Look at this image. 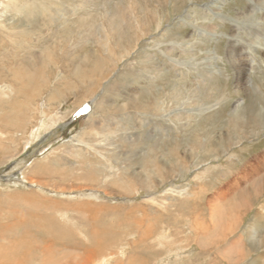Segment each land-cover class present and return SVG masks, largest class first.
Returning <instances> with one entry per match:
<instances>
[{
	"label": "rangeland",
	"instance_id": "obj_1",
	"mask_svg": "<svg viewBox=\"0 0 264 264\" xmlns=\"http://www.w3.org/2000/svg\"><path fill=\"white\" fill-rule=\"evenodd\" d=\"M263 152L264 0H0V264H264Z\"/></svg>",
	"mask_w": 264,
	"mask_h": 264
},
{
	"label": "bare ground",
	"instance_id": "obj_2",
	"mask_svg": "<svg viewBox=\"0 0 264 264\" xmlns=\"http://www.w3.org/2000/svg\"><path fill=\"white\" fill-rule=\"evenodd\" d=\"M263 3V2H262ZM261 3H259L258 5H260ZM253 5H254V8H253V6H252V8L253 9H251L252 11H256V10H258V5L257 6H255V3H253ZM252 25V24H251ZM213 33V32H212ZM237 42V41H236ZM261 45V44H260ZM257 46H259V45H257ZM85 112L87 113V114H89V109H87V110H85ZM262 112V111H261ZM262 114V113H261ZM247 161V160H246ZM246 164L244 165V166H242L239 170H234L233 172H227L226 173V175H227V177L229 176V175H232L231 176V178H229L230 180H228V182H227V185H228V189H232V187H233V190L235 191V190H239L240 188H241V184H242V182H243V180H245V179H247L248 177L250 178V176L251 175H253V174H256V173H258L257 172V170H259V168L260 167H264V152L263 153H261L260 155H258V156H256V158H253V159H251V160H248L247 162H245ZM264 175V174H263ZM259 179V178H258ZM261 179H263V178H261ZM259 182L262 184H264V182H262V181H258V183H257V181H253L252 182V184L253 185H255V184H258V186L256 185V193L257 192H259L258 190L260 189V185H259ZM216 188V187H215ZM251 188V187H250ZM260 190H262V189H260ZM241 191V190H240ZM243 191V190H242ZM241 191V192H242ZM238 192V191H237ZM240 192V193H241ZM255 193V194H256ZM247 194V193H246ZM254 194V195H255ZM239 197V196H238ZM243 197V196H242ZM253 197V195H249V196H247L246 197V200H244L245 202H246V205L247 206H249V207H251L253 204H252V202H251V198ZM236 198V197H235ZM234 198V199H235ZM255 198V197H254ZM239 199V198H238ZM245 199V198H244ZM239 200H241V199H239ZM229 203V202H228ZM239 203V202H238ZM230 204V203H229ZM224 205V204H223ZM243 205V204H242ZM220 207V206H219ZM229 210V212H232V211H230V209H228ZM239 210V209H238ZM225 211V210H224ZM262 212H263V210H262ZM226 213V212H225ZM234 213V212H233ZM261 213V212H260ZM227 214V213H226ZM242 214H243V212H242ZM221 216V215H220ZM230 216H232V215H230ZM256 216V215H255ZM237 217H238V215H237ZM258 217L260 218L261 216L258 214ZM226 218V217H225ZM204 219V218H203ZM264 219V218H263ZM197 220V219H196ZM226 220L227 221H225V226H226V228H227V231L230 229V223H229V220H231L230 219V217H228V218H226ZM222 221V220H221ZM232 221H234L233 219H232ZM231 221V222H232ZM260 222V221H259ZM237 226V225H236ZM236 228V227H235ZM234 228V229H235ZM208 230V229H207ZM254 230H256V222H253V223H251L250 225H249V229H248V232L250 233V235H253L254 234ZM226 231V230H225ZM96 232V231H95ZM242 232V231H241ZM244 233V232H243ZM224 237V236H223ZM8 262V261H7ZM46 262V261H45ZM9 263H11V262H9ZM8 263V264H9ZM4 264V263H3ZM12 264H15V263H12Z\"/></svg>",
	"mask_w": 264,
	"mask_h": 264
},
{
	"label": "water",
	"instance_id": "obj_3",
	"mask_svg": "<svg viewBox=\"0 0 264 264\" xmlns=\"http://www.w3.org/2000/svg\"><path fill=\"white\" fill-rule=\"evenodd\" d=\"M81 112H84V110L79 111V113H77L76 115L80 114Z\"/></svg>",
	"mask_w": 264,
	"mask_h": 264
}]
</instances>
